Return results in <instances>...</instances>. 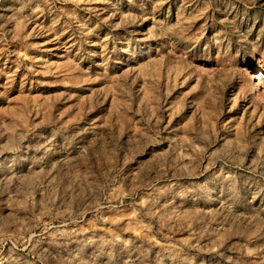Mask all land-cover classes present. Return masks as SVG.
Masks as SVG:
<instances>
[{
	"label": "rangeland",
	"instance_id": "obj_1",
	"mask_svg": "<svg viewBox=\"0 0 264 264\" xmlns=\"http://www.w3.org/2000/svg\"><path fill=\"white\" fill-rule=\"evenodd\" d=\"M0 264H264V0H0Z\"/></svg>",
	"mask_w": 264,
	"mask_h": 264
}]
</instances>
